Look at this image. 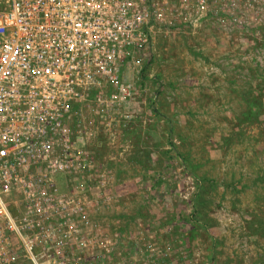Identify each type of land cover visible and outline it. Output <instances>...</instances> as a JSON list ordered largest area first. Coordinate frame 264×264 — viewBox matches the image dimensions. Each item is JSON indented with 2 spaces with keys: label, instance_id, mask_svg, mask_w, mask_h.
<instances>
[{
  "label": "rangeland",
  "instance_id": "1",
  "mask_svg": "<svg viewBox=\"0 0 264 264\" xmlns=\"http://www.w3.org/2000/svg\"><path fill=\"white\" fill-rule=\"evenodd\" d=\"M166 1L165 23L154 22L149 44L119 64L129 95L83 108L84 146L101 180L114 179L104 187L114 204L99 216L113 207L121 226L104 261L264 264V0H208V21L194 27L184 0ZM246 2L260 10L248 26L230 14ZM140 228L141 243L164 258L120 243ZM13 243L0 264H31Z\"/></svg>",
  "mask_w": 264,
  "mask_h": 264
},
{
  "label": "built area",
  "instance_id": "2",
  "mask_svg": "<svg viewBox=\"0 0 264 264\" xmlns=\"http://www.w3.org/2000/svg\"><path fill=\"white\" fill-rule=\"evenodd\" d=\"M207 1L184 0L189 25L208 21ZM166 2L0 0V263L13 239L31 264L98 263L118 245L87 211L113 194L84 146L83 108L129 95L119 64L149 44L154 22L165 23ZM257 13L246 2L230 14L248 26ZM136 242L147 256L167 253Z\"/></svg>",
  "mask_w": 264,
  "mask_h": 264
},
{
  "label": "crops",
  "instance_id": "3",
  "mask_svg": "<svg viewBox=\"0 0 264 264\" xmlns=\"http://www.w3.org/2000/svg\"><path fill=\"white\" fill-rule=\"evenodd\" d=\"M112 180H114V179H111V181L108 183V185L107 186H111L112 188L114 187V186H112V185H114L113 183H114V181H112ZM111 188V189H112ZM113 191V190H112ZM100 199H101V197H100ZM99 199V200H100ZM95 200V201H94ZM93 201H94V205H95V208H94V212L92 213V215H93V217L95 218V219H97V220H99L100 222H101V224L103 225V229L105 230V235H110V234H112L115 230H116V228H118L119 229V227H121V226H118V225H114V222L112 221V218L110 219V215H112V212H113V210H114V208L113 207H111L109 210H110V213H109V215L107 216V218L105 217V218H102V217H100L99 215L102 213V211H103V209H105V208H108V207H110V205H113L114 203L112 202V200L111 201H109V202H107V206L106 205H104L103 203H101V201H98L97 199H93ZM115 206H117V205H115ZM117 212V211H116ZM96 215V216H95ZM109 217V218H108ZM107 220V221H106ZM118 226V227H117ZM121 229H123V231H126V230H129L130 229V227L129 228H127V227H122ZM142 230V228H140L139 230H137L136 232L137 233H132L131 234V236L129 237V238H123V239H121L120 240V243H124V241H126V243L129 245V247L130 246H132L133 244V246H135L136 244H137V242H136V240L139 242V243H141L142 241H141V239L140 238H142L143 237V235H139L138 233H140V231ZM126 234V232L124 233V235ZM123 237V236H122ZM125 237H126V235H125ZM144 240V239H143ZM144 242V241H143ZM142 242V243H143ZM122 245V244H121ZM106 259V256L103 258V260L101 261V262H98V263H93V262H91V264H105V263H107V264H109L111 261H104Z\"/></svg>",
  "mask_w": 264,
  "mask_h": 264
}]
</instances>
